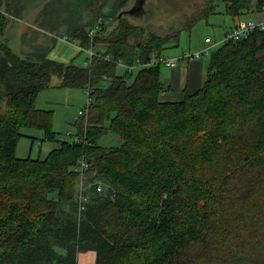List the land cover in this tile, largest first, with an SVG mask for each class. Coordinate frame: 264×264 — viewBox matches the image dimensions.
I'll return each instance as SVG.
<instances>
[{
    "label": "trees",
    "instance_id": "trees-1",
    "mask_svg": "<svg viewBox=\"0 0 264 264\" xmlns=\"http://www.w3.org/2000/svg\"><path fill=\"white\" fill-rule=\"evenodd\" d=\"M130 1L105 12L109 0H86L87 19L76 10L61 21L67 38L96 51L87 67L39 45L17 54L0 39V264H77L88 251L94 264H264V31L210 51L202 85L179 102L159 100L160 63L146 66L199 20L259 12L264 0H185L190 12L165 34L118 17ZM118 60L141 66L117 75ZM53 77L62 88L93 86L78 143L57 139L53 112L35 107ZM22 128L58 145L18 158ZM107 132L121 144L100 145ZM82 156L86 182L101 191L87 187L80 211Z\"/></svg>",
    "mask_w": 264,
    "mask_h": 264
},
{
    "label": "rangeland",
    "instance_id": "rangeland-1",
    "mask_svg": "<svg viewBox=\"0 0 264 264\" xmlns=\"http://www.w3.org/2000/svg\"><path fill=\"white\" fill-rule=\"evenodd\" d=\"M2 17L9 22H13L12 32L22 30L25 33L37 32L39 33V42L42 48L47 49V57L65 64H74L84 67L86 58L88 57L85 50L71 43L70 38L65 40L63 38L65 33V26L60 25L66 16H75L76 10L82 14L84 19H87V10L84 7L86 0H3ZM105 7V12H110L111 3ZM138 0H131L124 10H128L134 6ZM185 0H141V13H136L127 18L131 22L145 25L147 30L165 34L172 27L182 25V20L190 12L189 5L185 3L178 4V2ZM9 3V4H7ZM188 7V8H187ZM223 6L220 7V11ZM12 13L15 16L7 14ZM230 19H237L224 13L212 14L206 19L199 20L193 25L191 30H182L179 35V42L177 46L165 49L161 57L165 59L181 56L184 53H191L197 50L195 44H199L204 38H210L214 42H219L223 38V32L229 25ZM109 24L111 20L107 21ZM11 32V31H9ZM12 33L8 45L17 54H20L19 41L16 40V34ZM19 39V38H18ZM43 44V45H42ZM216 44L211 48V51L218 47ZM209 56H202L208 58ZM165 67L160 64V72L163 73ZM136 73V70L134 71ZM116 74H124L123 68L117 65ZM132 78L129 79V81ZM53 82L58 81L57 77H53ZM102 83V82H101ZM106 83V81H104ZM72 92L76 95L69 101L65 102L64 98H60L59 94L53 91H47L45 94H51L53 97L50 104L53 110L52 129L57 133V139H67L77 135V130L73 124V120L78 116V111L83 109L86 104V93L84 89L73 88ZM49 99V98H48ZM54 100V101H53ZM89 115V114H88ZM70 131L71 135H67ZM21 132L26 135L28 132L34 139L22 137L17 145L15 154L18 158L43 159L56 146L55 142L42 140L43 133L37 129L22 128ZM121 138L111 132H107L99 139V144L105 147H115L120 145ZM78 189V188H77ZM85 254H79V260ZM79 264L80 261H79Z\"/></svg>",
    "mask_w": 264,
    "mask_h": 264
},
{
    "label": "crops",
    "instance_id": "crops-1",
    "mask_svg": "<svg viewBox=\"0 0 264 264\" xmlns=\"http://www.w3.org/2000/svg\"><path fill=\"white\" fill-rule=\"evenodd\" d=\"M258 15H259L258 12H247V13H244V14L238 16L237 19H235V20L230 19L228 21L229 25L226 27L225 31L223 32V35L225 34V32L227 30H229L231 27L236 25L238 22L245 20V19L254 18ZM12 26H13V22H9V21L6 22V25L3 29V31L0 32V39L5 40L6 43L9 44L8 40H9L11 34L15 33L16 36H15V34H14V36L16 37V40L19 41V45H20V49H19L20 54H25V53L29 52L34 46L41 45V43L39 42V33H37V32L25 33L22 30H17V32H12V29H11ZM9 31H11V32H9ZM206 39L207 38H204L203 40L200 41L199 44H197V45L195 44L196 49H194V50L203 49L207 45ZM70 41L74 45L78 46L80 48V50H85V52L88 56L87 50L81 48L78 45V41L76 39H70ZM9 47L11 48V46H9ZM179 57H181V56L173 57V58H179ZM88 60H89V58L87 57L84 67L89 66L90 63L89 64L87 63ZM153 61H154V57L152 58V60L150 62H153ZM125 64H127V63H125ZM127 65H129V64H127ZM119 66L121 68H123L124 74H125L127 71L125 70L124 66H121V65H119ZM132 66H135V64H133ZM164 67H165V71L163 73L160 72V77H161V81L163 82L164 86L166 87V90L160 94L159 100L161 102H179V101H182L186 95H190V94H193L194 92H196L200 88V86L202 85L203 80H204L205 75H206V72H207L208 58H202V57L198 58V59L197 58H195V59L179 58L177 60L175 66L164 65ZM138 68L139 67L135 68L132 72H134ZM59 83H60V80L54 81V82L52 80L53 87H50L48 89H45V90H42L41 92H39V94L37 95L36 100H35V107L37 109L50 110L53 112V110L50 109L51 108L50 104H53V103H51L52 100H50V99H53V97H51L52 95L51 94H45V96H44V93L47 91H53V92L58 93L60 98L61 97L64 98L65 102L69 101L71 98H73L76 95L74 92H72L73 88H68V89L62 88V87L58 86ZM100 86H102V87L105 86V83L103 82ZM79 89H81V88H79ZM78 116H79V118L76 117L73 120V124L75 125V127H76V124L78 122H81V123L83 122V117L80 116L79 114H78ZM30 129L31 128H28V131H30ZM22 137L34 139L33 137H31V135H29L28 132L26 133V135L23 134ZM22 137L20 139H22ZM64 140H67V139H64ZM57 145L58 144L56 143V146ZM117 146H119V145H117ZM16 150H17V147H16ZM80 254H85V255L81 258V260H79V257H78L79 254H78L77 264H79V261L81 264H94L95 253L93 251H88V252L80 253Z\"/></svg>",
    "mask_w": 264,
    "mask_h": 264
},
{
    "label": "built area",
    "instance_id": "built-area-1",
    "mask_svg": "<svg viewBox=\"0 0 264 264\" xmlns=\"http://www.w3.org/2000/svg\"><path fill=\"white\" fill-rule=\"evenodd\" d=\"M259 15L254 17V18H249L242 20L238 22L236 25L231 27L229 30L225 32L223 35V38L219 42H214L210 38L206 39V46L201 49L197 50L194 52H187L181 55L179 58H187V59H195V58H201L202 56H207L210 54L211 48L216 45V44H222L227 41H236V40H241L244 38H247L250 36L254 31L260 30L264 31V5L261 7L260 11L258 12ZM98 30V24H94L88 29V37L90 39H93L94 36L96 35V32ZM65 40H68L66 36L63 37ZM79 45V44H78ZM87 53H88V64L91 61V58L93 56H96L97 53L96 51L90 46L89 48H86ZM179 58H155L154 61L150 62L149 64H146V66L149 65H154L156 63L164 64L166 66H175L176 62ZM117 65L124 66L125 70L128 73H131L135 68L141 66L139 62L135 63V66L132 65H127L123 61L118 60L116 62ZM103 80L106 81V77L103 76ZM85 93H86V104L83 109L78 111V114L83 117V123L86 125L88 117L90 114L91 106L93 104V86L90 83H86L84 88ZM67 135H71L70 131L67 132ZM70 142L73 143H78L81 141V138L79 136H73L69 140ZM90 167V162L86 156H82L79 158L78 162L74 166V171L78 174L79 177V186H78V194H77V199H78V204H79V210L81 211L83 209V203L87 200V195L85 194V190L87 187H90L91 185H96V191H101V185L99 183H87V171Z\"/></svg>",
    "mask_w": 264,
    "mask_h": 264
},
{
    "label": "water",
    "instance_id": "water-1",
    "mask_svg": "<svg viewBox=\"0 0 264 264\" xmlns=\"http://www.w3.org/2000/svg\"><path fill=\"white\" fill-rule=\"evenodd\" d=\"M137 11V12H136ZM136 13H141V0L137 1L133 7H131L128 10H122L121 12L118 13V17H122V16H132Z\"/></svg>",
    "mask_w": 264,
    "mask_h": 264
},
{
    "label": "flooded vegetation",
    "instance_id": "flooded-vegetation-1",
    "mask_svg": "<svg viewBox=\"0 0 264 264\" xmlns=\"http://www.w3.org/2000/svg\"><path fill=\"white\" fill-rule=\"evenodd\" d=\"M140 1V0H139ZM137 2V1H136ZM137 12V11H136Z\"/></svg>",
    "mask_w": 264,
    "mask_h": 264
}]
</instances>
